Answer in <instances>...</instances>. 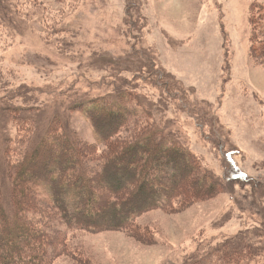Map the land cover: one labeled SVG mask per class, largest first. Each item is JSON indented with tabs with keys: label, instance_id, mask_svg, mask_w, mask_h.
<instances>
[{
	"label": "rangeland",
	"instance_id": "obj_1",
	"mask_svg": "<svg viewBox=\"0 0 264 264\" xmlns=\"http://www.w3.org/2000/svg\"><path fill=\"white\" fill-rule=\"evenodd\" d=\"M6 1L9 9L0 8V107L41 110L35 136L21 124V149L31 136L44 137L55 120L94 145L92 123L70 110L129 79L162 127L171 126L170 133L224 185L213 193L201 187L204 200L184 209L144 213L135 233L74 231L68 237L60 233V216L22 185L28 213L36 212L24 217L32 233L21 227L19 237L49 245L52 234L57 250L69 246L52 264H193L242 237L264 247V26L258 32L253 17L264 0ZM143 50L170 75L178 99L158 85L167 83L158 74L125 71L143 59L134 54ZM0 114L5 148L20 124ZM13 187L5 188L6 206L16 214ZM12 222L15 232L18 222ZM2 226L8 257L21 245Z\"/></svg>",
	"mask_w": 264,
	"mask_h": 264
},
{
	"label": "trees",
	"instance_id": "obj_2",
	"mask_svg": "<svg viewBox=\"0 0 264 264\" xmlns=\"http://www.w3.org/2000/svg\"><path fill=\"white\" fill-rule=\"evenodd\" d=\"M7 4L6 0H0L1 9H7ZM259 5L262 6L255 7L253 16L258 32L264 26V4ZM136 6L135 2L129 6L130 17L135 15ZM0 21L4 22L5 18L0 17ZM134 54L142 55L143 59L125 71L135 72L138 77L148 74L153 78L158 74L167 83L157 84L178 99L181 94L173 88L172 82H168L170 75L159 66L156 58L144 50ZM123 82L116 84V90L109 94L84 100L70 110L84 113L81 115L92 123L97 135L94 145L80 140L70 124L55 120L42 140L31 136L26 141L27 147L23 143L24 149H21V124H28L32 133L36 131L37 134L40 126L35 113L41 110L37 106L0 107V113L20 124L18 135L6 137L7 146H0V227L6 226V237L17 238L21 245L14 247L12 255L6 257L0 243V264H52L62 248V252H69L65 244L57 250L58 241L50 233L49 245L17 235L21 227L27 235L33 231L24 221L30 213L22 185L29 184L34 191L31 196L45 200L60 216L59 225L62 226L59 230L66 237L74 231L135 233L139 231L137 223L144 213L184 209L182 207L204 200L201 187L213 193L224 186L170 133L171 126L162 127L156 113L141 100L133 81ZM94 149L98 150L97 157ZM55 152L59 156L53 157ZM12 185L15 188H10L9 197L16 206V214L6 206L5 188ZM34 209L32 213L36 212ZM13 220L18 222L15 232L9 227ZM258 243L244 237L228 241L193 264H264V247Z\"/></svg>",
	"mask_w": 264,
	"mask_h": 264
}]
</instances>
